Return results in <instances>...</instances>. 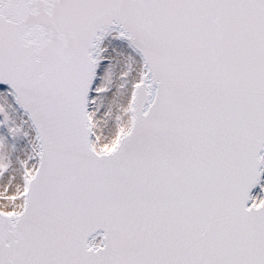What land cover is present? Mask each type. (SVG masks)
Masks as SVG:
<instances>
[{"label": "snow or ice", "instance_id": "6c2138e0", "mask_svg": "<svg viewBox=\"0 0 264 264\" xmlns=\"http://www.w3.org/2000/svg\"><path fill=\"white\" fill-rule=\"evenodd\" d=\"M0 264H264V0H0Z\"/></svg>", "mask_w": 264, "mask_h": 264}]
</instances>
